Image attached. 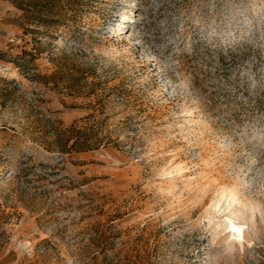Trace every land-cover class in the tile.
<instances>
[{
    "label": "rangeland",
    "instance_id": "obj_1",
    "mask_svg": "<svg viewBox=\"0 0 264 264\" xmlns=\"http://www.w3.org/2000/svg\"><path fill=\"white\" fill-rule=\"evenodd\" d=\"M0 264H264V0H0Z\"/></svg>",
    "mask_w": 264,
    "mask_h": 264
},
{
    "label": "trees",
    "instance_id": "obj_2",
    "mask_svg": "<svg viewBox=\"0 0 264 264\" xmlns=\"http://www.w3.org/2000/svg\"><path fill=\"white\" fill-rule=\"evenodd\" d=\"M46 125L50 126L48 131L44 129ZM96 131L94 126L79 129L71 125L64 128L60 122L53 120L43 121L40 128L45 150L61 156L97 150L105 141L97 137Z\"/></svg>",
    "mask_w": 264,
    "mask_h": 264
},
{
    "label": "bare ground",
    "instance_id": "obj_3",
    "mask_svg": "<svg viewBox=\"0 0 264 264\" xmlns=\"http://www.w3.org/2000/svg\"><path fill=\"white\" fill-rule=\"evenodd\" d=\"M131 22H133V17L128 21V23H131ZM120 25H121V28L118 31V33H121V31H123L127 27V25L125 23L120 24ZM220 193H221L220 194L221 197L231 198L232 200H234V198H235V191H233V190L232 191L222 190ZM214 204H216V203H214ZM232 215L233 214L226 217V219H227V220L225 219L226 222L222 223L224 225L223 230L228 231L227 239L230 238V239H234L235 241L239 242L242 239L243 226L244 225H242L240 222H236L235 218H233Z\"/></svg>",
    "mask_w": 264,
    "mask_h": 264
}]
</instances>
